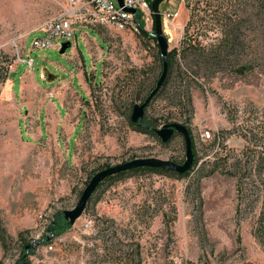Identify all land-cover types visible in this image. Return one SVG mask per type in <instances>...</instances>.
<instances>
[{
  "label": "rangeland",
  "instance_id": "374dc122",
  "mask_svg": "<svg viewBox=\"0 0 264 264\" xmlns=\"http://www.w3.org/2000/svg\"><path fill=\"white\" fill-rule=\"evenodd\" d=\"M65 1L0 0V227L9 240L0 264H18L30 245L27 264H264V62L202 79L178 56L145 110L153 131L144 133L131 117L162 75L158 43L141 31L82 27L64 54L33 49ZM189 2L160 6L169 52L196 8L189 38L216 40L213 7ZM168 124L191 133L190 174L106 182L67 228L64 212L100 171L141 158L185 163L184 137L163 143L156 134ZM56 222L63 242L38 243Z\"/></svg>",
  "mask_w": 264,
  "mask_h": 264
},
{
  "label": "trees",
  "instance_id": "16d2710c",
  "mask_svg": "<svg viewBox=\"0 0 264 264\" xmlns=\"http://www.w3.org/2000/svg\"><path fill=\"white\" fill-rule=\"evenodd\" d=\"M185 1L186 4H190L189 0ZM204 1H208L209 5L213 7V9L208 14H206V16H208L209 20L212 21L210 24L207 23V25L210 26L209 30L211 29L212 31H215L216 40H213V42L207 45H202L200 42H195L193 38H189V31L193 22H195V15H199L197 14L196 8L191 13L189 21L185 27L184 37L181 40L179 47L174 48L167 56L166 61L168 64V70L179 61L178 56H180V58L185 62L187 70L193 76L202 79L226 71L237 72L247 68L253 71L258 62L260 63L261 60L264 62V0H246L248 2H252L250 3L251 7L249 8H241L240 3L244 0ZM201 3H203V0H197L196 6H200ZM150 5L152 6V0H150ZM198 21L202 22L203 19L199 16ZM139 22L141 32L149 39L157 42L156 38L154 37L155 28L152 33L148 34L145 30V21L139 19ZM161 62L163 63L162 58ZM166 82L167 79L162 88L165 85L167 86ZM159 92L156 94V96L159 94ZM136 126L137 129L144 133H152L153 131L151 124L149 123ZM133 127L135 126L133 125ZM192 147L194 152L193 139ZM196 164L197 160L195 159L192 168L184 174H178L158 168H140L130 170L106 179L98 186L94 193H96L98 189L106 182L113 181L116 178L123 177L129 173H166L179 177H186L190 174ZM262 217L264 218V204ZM58 221L59 220L57 219V222ZM57 222L52 228V230L56 233L59 231L56 230V226L58 225ZM66 227L70 228L71 225H69L67 222ZM0 242L3 249L7 250L9 246L8 235L4 229H1V227ZM31 253H33V248L30 250L25 249L23 257L20 259L18 264H27L28 256Z\"/></svg>",
  "mask_w": 264,
  "mask_h": 264
},
{
  "label": "built area",
  "instance_id": "2783aa9c",
  "mask_svg": "<svg viewBox=\"0 0 264 264\" xmlns=\"http://www.w3.org/2000/svg\"><path fill=\"white\" fill-rule=\"evenodd\" d=\"M127 9L135 10L130 13ZM153 14L150 0H66L59 16L50 22L44 29V36L35 39L33 49H61L60 41L70 42L76 39L79 28L104 27L117 31L140 32L139 19L146 23L147 18ZM178 13H169L167 18H175ZM33 63V61H32ZM94 223L86 219L84 229L90 230ZM108 238L113 239L112 234ZM63 242L60 234L51 230L40 242ZM65 264H86V262H70ZM99 264V263H97Z\"/></svg>",
  "mask_w": 264,
  "mask_h": 264
},
{
  "label": "water",
  "instance_id": "95a60500",
  "mask_svg": "<svg viewBox=\"0 0 264 264\" xmlns=\"http://www.w3.org/2000/svg\"><path fill=\"white\" fill-rule=\"evenodd\" d=\"M120 1L122 2V0ZM165 1L166 0H153L152 2V11L154 16L153 22L155 24L154 37L156 38L161 51V58L163 60V72L156 85V88L152 91L146 101L143 104H137L134 106L131 120L136 125L145 124V110L150 104V102L153 100V98L156 96V94L159 92V90L162 88L168 76V64L166 59L170 51L169 41L164 34L162 13L160 10L161 4ZM127 11L133 14L136 13L135 10L131 9H127ZM71 45L72 44L70 42L63 43L60 49V53L64 54L69 48H71ZM176 133L181 134L186 142V161L183 165L177 164L170 160H162L158 158H141L104 169L92 178L90 184L83 192L81 199L75 209L64 212V219L69 223V225L73 226L86 211L90 198L95 192V190L98 188V186L106 179L117 174L140 168H158L170 172H175L178 174H184L188 172L192 168L194 163L192 139L188 128L182 124H168L165 125L162 129L156 131V134L159 138H161L163 143L169 142ZM33 247V245H30L26 249L30 250Z\"/></svg>",
  "mask_w": 264,
  "mask_h": 264
},
{
  "label": "crops",
  "instance_id": "0c3cea01",
  "mask_svg": "<svg viewBox=\"0 0 264 264\" xmlns=\"http://www.w3.org/2000/svg\"><path fill=\"white\" fill-rule=\"evenodd\" d=\"M178 17H179V18H181V14H180V15H178ZM186 21H187V19H186ZM181 22L183 23V20H182V19H181Z\"/></svg>",
  "mask_w": 264,
  "mask_h": 264
},
{
  "label": "bare ground",
  "instance_id": "6f19581e",
  "mask_svg": "<svg viewBox=\"0 0 264 264\" xmlns=\"http://www.w3.org/2000/svg\"><path fill=\"white\" fill-rule=\"evenodd\" d=\"M177 17H178V15H177ZM177 17H176V18H177Z\"/></svg>",
  "mask_w": 264,
  "mask_h": 264
}]
</instances>
